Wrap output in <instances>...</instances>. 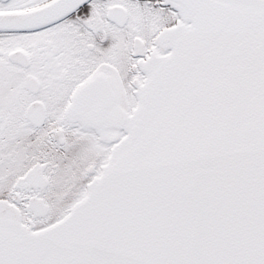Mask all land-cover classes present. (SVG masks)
I'll return each instance as SVG.
<instances>
[{"label":"snow or ice","instance_id":"6c2138e0","mask_svg":"<svg viewBox=\"0 0 264 264\" xmlns=\"http://www.w3.org/2000/svg\"><path fill=\"white\" fill-rule=\"evenodd\" d=\"M0 264H264V0H0Z\"/></svg>","mask_w":264,"mask_h":264}]
</instances>
